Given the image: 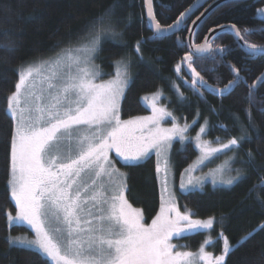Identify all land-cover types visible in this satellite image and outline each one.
Returning <instances> with one entry per match:
<instances>
[{
  "label": "snow or ice",
  "instance_id": "6c2138e0",
  "mask_svg": "<svg viewBox=\"0 0 264 264\" xmlns=\"http://www.w3.org/2000/svg\"><path fill=\"white\" fill-rule=\"evenodd\" d=\"M151 2L147 0L155 34L173 29L174 25L164 27L156 20ZM116 7L118 5L114 4L95 17L75 40L60 47L53 55L23 61L12 70L17 80L14 90L7 96L6 112L11 124L6 143L8 187L16 214L7 212L6 216L9 225L18 221L30 225L34 238L13 236L9 231L4 243L9 249L35 254L45 264H198V261L225 264L231 252L252 238L255 232L264 230V223L236 245H231L224 237L223 252L219 256L213 257L203 248L197 254L173 251L174 245L169 241L174 235L211 229L214 220L193 219L192 213H182L176 207L175 193L168 188L170 161L165 157L161 168L159 157L172 148L176 138L181 143L195 142L201 152L196 167L205 166L206 161L210 162L225 150L240 149L243 142L251 141L247 128L255 127L251 108L245 110L247 125L240 123L238 116L234 117L243 134L231 137L226 143L217 138L218 147H212L210 141L202 139L207 134V121L195 137L186 135L192 127L186 122L182 127L174 122L171 128H161L160 120L171 117L172 113L165 108H157L155 104L152 116L122 120L120 101L132 82L130 62L126 57L114 61L123 71L102 82H97L103 73L95 64L106 38L119 37L117 42L122 43V33L116 30L117 24L113 21ZM0 11L10 14L11 10ZM180 16L183 18L185 13ZM179 23L177 20L176 24ZM231 29L238 41H244L242 47L253 55L264 53V46L250 44L245 39L252 30L244 29L242 34L234 24ZM210 47L197 45L195 51L204 53ZM17 51L15 42L0 41V53L4 54L6 61L15 58ZM216 51L224 53L225 50ZM135 52L143 59L139 40ZM183 62L191 69L193 79L190 86L202 99L200 89L225 97L244 80L240 76L241 69L230 66L234 78L222 88L214 87L193 67L191 54L183 57ZM176 70L180 71V65ZM0 79H7V76H0ZM260 79L264 80V75ZM248 103L254 106L251 89ZM258 111L264 115V107ZM172 118L175 121L176 118ZM192 123L194 125L197 121ZM145 129L146 135L143 134ZM136 131L142 134L136 136ZM260 144H264V138L258 140L257 151ZM152 150L158 157L156 172H163L161 185L167 199L162 195L158 215L151 225L146 226L142 210L134 208L126 197V192L130 191L127 175L115 167L109 153L114 151L123 166L134 167ZM245 155V162L256 167V153L249 149ZM194 170L190 166L185 171ZM223 172L224 168L220 167L210 170L207 176L211 177L213 185H233L242 178L240 169L226 180L222 178ZM260 186H264V179L250 192ZM202 187L203 180L197 178L194 181L191 176L187 183H180L183 194ZM261 255L264 259V250ZM29 260L33 264L31 257ZM9 264H16L15 258Z\"/></svg>",
  "mask_w": 264,
  "mask_h": 264
},
{
  "label": "trees",
  "instance_id": "16d2710c",
  "mask_svg": "<svg viewBox=\"0 0 264 264\" xmlns=\"http://www.w3.org/2000/svg\"><path fill=\"white\" fill-rule=\"evenodd\" d=\"M196 0H152V11L156 20L166 27L173 25ZM216 0H207L197 9L184 26L173 35L159 37L152 33L145 17L144 0H0V41L10 40L17 44L15 58L6 61L0 53V264H9L15 258L16 264H45L35 254L9 249L4 237L11 231L12 235L30 231L21 225L9 226L6 213L16 212L8 187L9 164L7 132L11 120L6 112L7 96L14 90L17 76L13 69L23 61L39 60L48 57L75 40L91 21L110 6L116 4L113 21L116 30L122 33V43L109 37L103 42V50L97 58L102 77L113 73L114 61L126 57L130 62L132 82L126 89L120 107L121 117L130 119L148 113L142 104L143 95H161L165 107L179 116L181 120L205 124L207 121V138L211 141L217 137L226 141L241 134L240 123L247 125L245 110L251 108L255 127L247 128L251 141L242 143L237 155L243 177L231 187H211L206 185L202 191L180 194L178 206L188 210L195 218H215L210 232H197L180 239L184 248L194 252L209 234L216 240L209 249L222 254L224 237L231 245H236L243 237L264 223V144L258 140L264 138V115L258 109L264 107V80L255 87L256 81L264 75V53H249L241 48L234 37L226 32L220 33L211 42L212 50L205 57H193V67L214 87H224L234 78L230 66L241 69L244 80L225 97H219L204 89L203 99L190 86L193 79L191 69H186L183 57L187 55L186 37L188 29L205 8ZM264 10V0H230L216 7L206 16L195 30L193 43L201 44L212 29L221 26L236 25L252 30L245 39L250 44L264 46V20L256 17ZM264 14V12H262ZM141 41V59L135 52L137 41ZM224 49V53L216 51ZM180 65L177 72L176 66ZM7 70V71H6ZM187 81V83H186ZM254 93V106L248 103L249 90ZM183 98H181V95ZM212 109H215L213 111ZM221 125L225 127H221ZM227 128L228 130H225ZM179 143V142H178ZM175 143L172 148L174 173H180L196 157L192 143L183 149ZM251 149L256 153V167H250L245 161L246 153ZM118 167L127 175L130 191L126 197L133 207L143 212V220L148 224L159 211L160 187L156 176L153 156L134 167H125L116 160ZM259 197V199H258ZM222 237V238H221ZM213 249V250H212ZM264 230L255 232L242 246L236 248L227 257L225 264H264Z\"/></svg>",
  "mask_w": 264,
  "mask_h": 264
},
{
  "label": "rangeland",
  "instance_id": "374dc122",
  "mask_svg": "<svg viewBox=\"0 0 264 264\" xmlns=\"http://www.w3.org/2000/svg\"><path fill=\"white\" fill-rule=\"evenodd\" d=\"M53 55V54H52ZM51 56V55H50ZM49 57V56H48ZM48 57H45V58H48ZM44 59V58H43ZM95 64L98 66L97 64V59L95 61ZM114 70H113V73L107 77H100V79L97 81V82H102V81H107L109 79H112L116 74L117 72H122L123 71V68L122 67H117L115 64H114ZM98 69H99V66H98ZM99 71L101 72V69H99ZM129 72H130V75L132 77V72H131V69L129 68ZM102 73V72H101ZM126 92V90H125ZM125 94V93H124ZM158 92L154 93V95H150V96H145L143 95V97L141 98L142 100V104L145 105V107L147 108V111L148 113H145L144 115H141V116H135V117H144V116H152L153 115V104L156 105L157 108H165L167 111L171 112L172 113V116L171 117H164L162 120H160L159 122V125L161 128H171L173 123H177L179 126H183L184 123L187 121L185 120H181L179 118V116H176L172 110H169L167 107L164 106V104L162 103V99H161V95H157ZM155 97V99H154ZM123 98V97H122ZM146 98V99H145ZM122 100V99H121ZM121 103L122 101H120V107H121ZM120 117H121V112H120ZM135 117L133 118H130V119H134ZM172 117H175V121H173V118ZM122 120H130V119H123L121 117ZM189 125H192V127L190 128L189 132L186 133V135L190 136V137H195L197 135V133L199 132V128L204 125V124H201V123H195L193 125V123L191 122H188ZM208 131V130H207ZM136 136H139L141 135L142 133L140 131H136L134 133ZM143 134H147V129L144 130ZM219 138V137H217ZM217 138L216 139H213V140H209L207 138V134L202 136V139H205V140H208L211 142V146L212 147H218L219 145L216 143L217 141ZM219 140L221 142H227L226 140L222 139V138H219ZM179 142V143H178ZM175 143H178L179 145V148L180 149H183L184 147H186V144H189V143H192L194 149H195V153L196 154V157L190 162V165L188 167H186L179 175V177H177L174 173V167H173V164H172V148H173V145ZM173 145H172V148L168 151H166L163 155H161L159 157V160H160V163H161V168H163V160L165 157H167L170 161V166H169V170H168V188L170 191L174 192L175 193V202H176V207L183 213V212H190L188 210H184L183 208H180L178 206V199H179V196L180 194H182L181 190H180V183L183 181L184 183H187L188 179H189V176L192 177V179L195 181L197 178H200L203 180V187L202 189L206 186V185H210L211 187H231L233 185H227V184H221V183H217L215 185H213V183L211 182V177L210 176H207V174L210 172V170H214V169H217V168H220V167H223L224 168V172H223V176L222 178L223 179H228L229 176H234L236 175V170L237 169H240V164L238 162V158H237V155L239 153L238 150L236 151H228V150H225V152L223 153H218L216 154L210 162L206 161L205 162V166H200V167H196V162L199 158V156L201 155V152L200 150L196 147V144L193 140H188V141H185L183 143H181L179 141L178 138L174 139L173 141ZM110 157L113 159L114 163H115V167L118 168L120 170V172L124 173V170L120 167L117 166L116 164V160H118L120 163V159L118 157H116V154L114 151L110 152L109 153ZM153 156L154 159H155V165L157 166V161H158V157L156 155V152L155 150H152L149 154L148 157H151ZM236 157L234 160H230L231 157ZM146 157V158H148ZM146 158L143 160L145 161ZM141 161V162H143ZM139 162V163H141ZM122 164V163H121ZM123 165V164H122ZM192 166L195 168L194 171H191V172H186L185 170L186 169H189V167ZM229 167L231 168V171H229ZM241 170V169H240ZM241 174H243L242 170H241ZM156 176L158 177V182H159V187H160V198L162 197V195L165 197V199H167V194L164 193L162 191V185H161V180L163 178V172H161L160 174H158L156 172ZM205 177H207L205 179ZM217 177L218 179L221 178L220 174L217 173ZM243 177V175H242ZM9 181V179H8ZM8 183V182H7ZM202 189L198 188L196 189L195 191H202ZM9 193H10V190H9ZM11 196V194H10ZM12 200V199H11ZM13 204H15V202L12 200ZM160 206H161V199H160V205H159V211H160ZM135 208V207H134ZM159 211L157 212V214L151 219V221L147 224L145 222V220H143V223L148 226V225H151L152 223V220L158 215ZM143 213V212H142ZM191 213V212H190ZM16 212L12 215H15ZM193 219H199V218H195L192 216ZM209 218H203V219H200V220H207ZM215 222V218H212ZM9 224V223H8ZM12 225H21V226H24L26 227L30 233L27 234V233H19L18 235H13V236H18V237H27L29 239H32L34 238V231L31 229V226L28 225L27 223L23 222V221H18V222H15L13 223ZM12 225H9V226H12ZM214 225V224H213ZM212 229H201V230H198L196 232H185V233H182L180 236H173L169 243H171L172 245H174V248H173V251H188V252H192V251H189L187 250L186 248H184L185 244H183V242L180 241V239H182V237H185V236H190V235H193L194 233H197V232H210ZM222 238V237H221ZM224 239V238H222ZM204 243L196 250H194V252H192L193 254H197L199 253L200 249L203 248L205 252H208V253H211L213 257L215 256H219L220 254L213 252L211 251L209 248L212 246L213 247V244H215L216 240H214L212 237H210V235L208 234L206 236V238L204 239ZM213 250V249H212ZM198 264H203V262H200L198 261Z\"/></svg>",
  "mask_w": 264,
  "mask_h": 264
},
{
  "label": "water",
  "instance_id": "95a60500",
  "mask_svg": "<svg viewBox=\"0 0 264 264\" xmlns=\"http://www.w3.org/2000/svg\"><path fill=\"white\" fill-rule=\"evenodd\" d=\"M144 1H145V16H146V20H147V23H149L150 31H152V33L155 34L154 25L151 23V18L149 16V5L147 3V0H144ZM206 1L207 0H196L193 5H191L188 9L185 10V12H184L185 16L183 18H181V16H180L177 19V20H180L179 24H176V22H177V20H176L175 23H173V25H174L173 29H171L169 31H165V32H163L161 34H156V35L159 36V37H163V36L173 35L177 31H179L184 26V24L187 22V20L190 17H192L194 15V13L197 11V9L200 8L201 6H203ZM227 1H230V0H216L215 2L211 3L210 5H208L205 8V11L202 12L198 17L195 18L194 22L190 25V27L188 29V35H187L186 41H185L186 46H187V52H188L187 55L191 54L192 57H194V58L207 56L208 54H210V51L212 50V46H211L212 42L211 41L215 37H217L218 34L223 33V32L231 34L234 37V40L238 43L239 46H241V48L243 50L251 53L249 51V49H247L245 47H242L244 41H238L237 40V37L235 36L234 31L231 29V25L221 26V27H217L216 29H212L206 35V37L201 42V44H196L195 45L193 43V38H194L195 30L197 29V27L203 22V20L206 18V16L208 14H210L212 11H214L216 9L217 6H219V5L223 4V3H226ZM151 9H152V2H151ZM189 9H191V11H188ZM256 18L258 20H264V14L261 12ZM197 45H210L211 47H210V49L208 51H206L204 53H196L195 48H196ZM257 53L261 54L259 52H257ZM186 69H187L188 72H190V69L187 67V64H186ZM261 81H262L261 79L256 81L255 87H257L260 84Z\"/></svg>",
  "mask_w": 264,
  "mask_h": 264
},
{
  "label": "bare ground",
  "instance_id": "6f19581e",
  "mask_svg": "<svg viewBox=\"0 0 264 264\" xmlns=\"http://www.w3.org/2000/svg\"><path fill=\"white\" fill-rule=\"evenodd\" d=\"M146 17V16H145Z\"/></svg>",
  "mask_w": 264,
  "mask_h": 264
}]
</instances>
